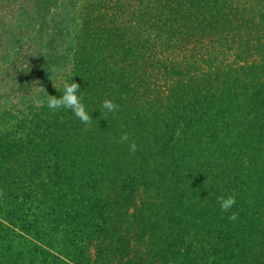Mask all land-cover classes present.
I'll return each mask as SVG.
<instances>
[{"label":"trees","instance_id":"obj_1","mask_svg":"<svg viewBox=\"0 0 264 264\" xmlns=\"http://www.w3.org/2000/svg\"><path fill=\"white\" fill-rule=\"evenodd\" d=\"M21 1L39 21L0 54V264H264V0ZM71 79L89 123L47 107Z\"/></svg>","mask_w":264,"mask_h":264},{"label":"rangeland","instance_id":"obj_2","mask_svg":"<svg viewBox=\"0 0 264 264\" xmlns=\"http://www.w3.org/2000/svg\"><path fill=\"white\" fill-rule=\"evenodd\" d=\"M21 2V0H0V54L2 52H11L12 49H14V52L18 51L22 54L25 48L29 46H37L33 32L37 29L39 20L33 13H29L27 19L20 16V5L27 9L31 7L28 6L27 1L22 4ZM13 30L17 33L16 41L8 40V43H3V41H7L6 39H3L7 35V31L9 35V32ZM30 35H32V38H30ZM28 40H31V44L33 45L28 44ZM12 55H14V53ZM21 58L22 57H20V59ZM135 202L138 203V197ZM123 249L124 251L128 250L127 248ZM133 249L134 246L130 243L129 251L126 253L128 258L131 257L132 259V256L136 255L135 251H131Z\"/></svg>","mask_w":264,"mask_h":264},{"label":"clouds","instance_id":"obj_3","mask_svg":"<svg viewBox=\"0 0 264 264\" xmlns=\"http://www.w3.org/2000/svg\"><path fill=\"white\" fill-rule=\"evenodd\" d=\"M80 89V85L74 82L71 79L70 83L64 84V92L62 95H49V98L46 101L47 107L52 110H58L60 108H68L71 109L75 116L84 123H89L91 121L92 116L90 115L91 111L86 110L84 104L81 103L82 97L78 95ZM102 108L106 109L108 112L115 111L118 108L112 100L105 99L102 103ZM100 111V109H99ZM101 117H103V113L100 111ZM122 141L128 140V135L125 133L121 136ZM136 150V144H130V151ZM218 203L222 211H229L232 206L236 203V199L234 196H219L217 197ZM232 219H235V214L232 215Z\"/></svg>","mask_w":264,"mask_h":264}]
</instances>
